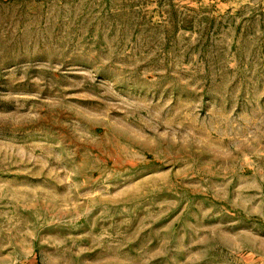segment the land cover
I'll list each match as a JSON object with an SVG mask.
<instances>
[{"label": "rangeland", "instance_id": "rangeland-1", "mask_svg": "<svg viewBox=\"0 0 264 264\" xmlns=\"http://www.w3.org/2000/svg\"><path fill=\"white\" fill-rule=\"evenodd\" d=\"M0 264H264V0H0Z\"/></svg>", "mask_w": 264, "mask_h": 264}]
</instances>
